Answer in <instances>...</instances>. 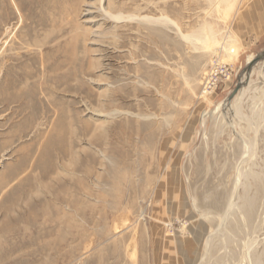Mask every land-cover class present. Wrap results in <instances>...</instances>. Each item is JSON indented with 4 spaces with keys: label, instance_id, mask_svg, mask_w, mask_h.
Masks as SVG:
<instances>
[{
    "label": "rangeland",
    "instance_id": "1",
    "mask_svg": "<svg viewBox=\"0 0 264 264\" xmlns=\"http://www.w3.org/2000/svg\"><path fill=\"white\" fill-rule=\"evenodd\" d=\"M260 2L0 0V264H264ZM205 28L220 49L179 35ZM55 128L61 198L21 196Z\"/></svg>",
    "mask_w": 264,
    "mask_h": 264
},
{
    "label": "bare ground",
    "instance_id": "2",
    "mask_svg": "<svg viewBox=\"0 0 264 264\" xmlns=\"http://www.w3.org/2000/svg\"><path fill=\"white\" fill-rule=\"evenodd\" d=\"M218 1V0H217ZM219 1H224L227 6V11L230 10L231 8V2L232 0H219ZM110 17L112 19L115 20H120L122 17L120 15H115L112 16L110 15ZM131 18V17H130ZM138 19V18H137ZM147 23H159V24H171L170 20H168L166 17H161L159 19H153V18H149V17H144V19ZM179 34V33H178ZM181 39L187 41L189 44L192 45V47L194 48V50H203L204 53L206 51L211 52V50L216 49L218 47V42L217 40L214 38V36L212 35V32L210 29L205 28L200 30L198 33H194V34H190V35H182L179 34ZM227 47V49H225ZM226 47H221L222 50L224 52V57L225 59H223V61H231L236 59L237 57V53H238V48L235 45V43L233 44L232 42L226 46ZM219 48V47H218ZM220 49V48H219ZM215 54V53H214ZM223 55V54H222ZM226 64H219L217 61H214L212 63H210V70H211V74L214 73L215 69L221 67V66H225ZM11 84V83H10ZM108 85V84H107ZM204 92H205V87H203ZM115 111V110H114ZM119 113V111H117ZM121 113V112H120ZM99 114V113H98ZM128 114V113H127ZM117 115V113L114 114H109V116H115ZM120 115V114H119ZM68 122V121H67ZM57 124H60V121H57ZM61 125V124H60ZM70 125V124H69ZM65 132H61V130H58L55 128V131L53 133L50 132V137H48V140L44 142V144L40 145V147H38V155L36 157V159L34 161H30V153L26 156L23 157V163L21 164V166L23 167H28L30 169L29 171V175L26 174V176H22L23 178L19 180V185L24 186V191L21 193V196H25L26 198L29 199H37V197H39V193L40 196H42L44 199V201H46L45 199H47V197L53 196L54 198L59 199L61 198V192L63 191V187L61 186L63 183L60 181L61 179L59 178L60 173H57L56 176H53L52 178V185H54L53 187L56 186L57 191H52V189L50 190L49 187L47 186L48 184H50V182H46L44 183L43 180H45L46 176L52 172V167L53 164L55 163V160L57 158H60V156L62 155V152H60V150H65L66 154H70L72 153V146H71V141L68 142L65 141L64 139H69L68 135H64ZM73 134V132H72ZM44 138V137H43ZM67 146V148L65 149V147ZM35 150V149H34ZM29 151V150H28ZM34 153V152H33ZM93 157V156H92ZM63 158V157H62ZM34 159V158H33ZM74 159V158H73ZM62 160V159H61ZM92 160V159H91ZM60 161V160H59ZM86 161V160H85ZM69 162V161H68ZM71 162V161H70ZM73 164L77 165V162ZM87 163V162H86ZM56 164V163H55ZM70 164V163H68ZM57 166V165H56ZM88 166V165H87ZM19 167V166H18ZM55 167V166H54ZM61 167V166H60ZM72 167V170L76 171V166H72L69 165V168ZM21 168V167H19ZM62 168V167H61ZM68 168V167H67ZM68 168V169H69ZM79 169V168H78ZM38 170V171H37ZM71 170V171H72ZM16 172V171H15ZM20 173V172H18ZM54 173H56L54 171ZM91 173V172H90ZM25 174V173H24ZM83 177L82 178H77L74 181L72 179H70L71 181H73V186L76 189H80L84 186L83 179L87 178L89 176L88 170H84L83 171ZM74 175V174H73ZM72 176V175H71ZM75 176V175H74ZM18 177V176H17ZM50 177V176H48ZM47 177V178H48ZM61 177V176H60ZM9 179V177H8ZM12 179V178H11ZM14 179V178H13ZM49 179V178H48ZM68 180L69 182H64V183H70L71 181ZM50 186V185H49ZM68 186V185H67ZM74 189V188H73ZM65 190V189H64ZM87 190V189H86ZM26 191V192H25ZM71 191V189H70ZM75 191V190H74ZM81 191V190H80ZM15 192V191H14ZM79 192V191H78ZM17 193V192H16ZM15 193V194H16ZM63 193V192H62ZM70 194V193H69ZM79 195V194H78ZM64 196V195H63ZM78 197V196H77ZM87 197V196H86ZM18 198V196L16 197ZM29 199H27V201H29ZM53 199V198H52ZM76 199V197H75ZM26 201V200H24ZM30 202V201H29ZM40 202V201H39ZM31 203V202H30ZM28 205V204H25ZM251 205V204H250ZM249 205V206H250ZM26 207V206H25ZM55 207V206H54ZM47 211H46V210ZM43 210L42 213H46V215H49V213L53 210V209H47L45 208ZM26 210V209H25ZM31 208L29 207V212L31 213L30 215L33 214V212H31ZM40 213V212H39ZM38 213V214H39ZM52 213V212H51ZM54 213V212H53ZM25 218V217H24ZM27 218V217H26ZM25 220V219H24ZM27 221V220H26ZM30 223V222H29ZM45 224V223H44ZM9 225V224H8ZM3 227H5L3 225ZM2 229V228H1ZM5 229V228H4ZM63 230V229H62ZM11 232V230H10ZM6 234V233H5ZM10 234V233H9ZM8 235V234H7ZM0 258L6 255L5 251L0 252ZM33 254V253H32ZM133 254V253H132ZM133 257V255H131ZM26 259V258H25ZM253 259V258H252ZM27 260V259H26ZM23 263V262H22Z\"/></svg>",
    "mask_w": 264,
    "mask_h": 264
},
{
    "label": "crops",
    "instance_id": "3",
    "mask_svg": "<svg viewBox=\"0 0 264 264\" xmlns=\"http://www.w3.org/2000/svg\"><path fill=\"white\" fill-rule=\"evenodd\" d=\"M254 8L260 10V12L246 13L244 16L245 23L240 28L243 30L251 29L252 32L262 33L264 35V0L260 3H255ZM258 39L256 38V40Z\"/></svg>",
    "mask_w": 264,
    "mask_h": 264
},
{
    "label": "water",
    "instance_id": "4",
    "mask_svg": "<svg viewBox=\"0 0 264 264\" xmlns=\"http://www.w3.org/2000/svg\"><path fill=\"white\" fill-rule=\"evenodd\" d=\"M236 92H237V89L234 90L233 95H234ZM233 95H232V96H233Z\"/></svg>",
    "mask_w": 264,
    "mask_h": 264
},
{
    "label": "built area",
    "instance_id": "5",
    "mask_svg": "<svg viewBox=\"0 0 264 264\" xmlns=\"http://www.w3.org/2000/svg\"><path fill=\"white\" fill-rule=\"evenodd\" d=\"M208 84H210V82H208ZM208 86V85H207ZM207 86L205 88H207Z\"/></svg>",
    "mask_w": 264,
    "mask_h": 264
}]
</instances>
